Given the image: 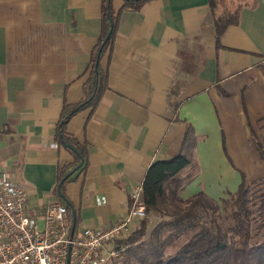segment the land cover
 <instances>
[{"label": "crops", "instance_id": "crops-1", "mask_svg": "<svg viewBox=\"0 0 264 264\" xmlns=\"http://www.w3.org/2000/svg\"><path fill=\"white\" fill-rule=\"evenodd\" d=\"M238 7L219 45L208 0H150L122 12L109 89L95 111L67 124L91 145L88 168L60 193L59 167L73 156L55 126L64 103L83 97L102 0H0V166L22 180L29 208L42 216L49 202L65 204L75 233L122 219L149 166L178 154L190 126L196 145L184 198L197 179L210 195L206 187L219 194L230 180L238 188L242 174L247 184L264 177L252 136L264 130V0H220L218 10Z\"/></svg>", "mask_w": 264, "mask_h": 264}, {"label": "trees", "instance_id": "trees-1", "mask_svg": "<svg viewBox=\"0 0 264 264\" xmlns=\"http://www.w3.org/2000/svg\"><path fill=\"white\" fill-rule=\"evenodd\" d=\"M148 1L124 0L116 10L113 0H102L100 31L90 54L83 97L77 103H64L55 126V139L73 156L70 163L59 167L55 192L63 193L66 183L74 179L73 173L64 177L82 159L84 163L77 171L88 168L91 145L68 132L67 124L78 112H93L98 107L109 89V60L120 16L125 10H139ZM208 1L219 45L225 29L238 23L240 7L219 12L220 0ZM105 57L107 64H103ZM252 136L264 159V134L260 138L252 129ZM195 145L190 126L178 154L149 166L142 183V199L151 221L138 219V225L118 240L126 246L121 253L123 264H264V239L253 241L254 223L264 213V194L258 204L254 202L244 174L238 188L221 200L202 190L188 198L182 196L184 187L193 180L192 175L183 176V171L193 163Z\"/></svg>", "mask_w": 264, "mask_h": 264}, {"label": "built area", "instance_id": "built-area-1", "mask_svg": "<svg viewBox=\"0 0 264 264\" xmlns=\"http://www.w3.org/2000/svg\"><path fill=\"white\" fill-rule=\"evenodd\" d=\"M131 198L132 207L122 219L75 233L65 204L49 202L38 216L29 208L22 180L0 166V264H108L124 251L126 246L118 240L129 233L132 222L151 221L141 185Z\"/></svg>", "mask_w": 264, "mask_h": 264}, {"label": "rangeland", "instance_id": "rangeland-1", "mask_svg": "<svg viewBox=\"0 0 264 264\" xmlns=\"http://www.w3.org/2000/svg\"><path fill=\"white\" fill-rule=\"evenodd\" d=\"M260 129V128H259ZM258 129V130H259ZM259 134H257L260 138H262L263 134H264V130L262 131L261 129L259 130V132H257ZM215 180V179H214ZM211 181V188L218 190V184H216V180L215 181ZM201 181H199L198 179L195 180L192 184H190V186L185 190L184 192V196L186 195H192L198 191H201L204 187L202 185H200ZM216 182V183H214ZM230 185L227 186H223L220 185L221 188L219 189V194L217 192H214L212 190H210L209 188L206 187V191L210 194V195H214V196H219V195H225V193H230V191H234L237 188L238 182H235L234 180H230L229 181ZM250 189H251V194L252 197L254 198V202H256L257 204L259 203L260 199H261V195L264 194V177L259 178L251 183H249ZM204 190V189H203ZM225 191V192H224ZM221 198L217 199V200H221ZM139 221V220H138ZM254 231H253V241L254 242H259L262 241L264 239V213L263 215H261L256 222L254 223ZM108 264H123V256L120 254L117 257H113L111 258V260L109 261Z\"/></svg>", "mask_w": 264, "mask_h": 264}, {"label": "water", "instance_id": "water-1", "mask_svg": "<svg viewBox=\"0 0 264 264\" xmlns=\"http://www.w3.org/2000/svg\"><path fill=\"white\" fill-rule=\"evenodd\" d=\"M110 33H111V31L109 32L108 37L110 36ZM99 55H100V53H99ZM83 163H84V161L82 159L81 162H80V164L77 165L69 174H67V176H65L64 179H66L68 176H70L75 171L79 170L81 168V166L83 165Z\"/></svg>", "mask_w": 264, "mask_h": 264}]
</instances>
